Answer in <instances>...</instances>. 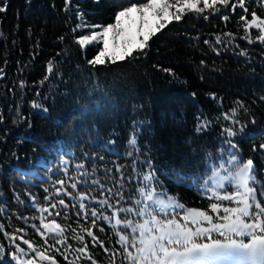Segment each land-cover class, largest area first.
<instances>
[{
    "label": "trees",
    "instance_id": "1",
    "mask_svg": "<svg viewBox=\"0 0 264 264\" xmlns=\"http://www.w3.org/2000/svg\"><path fill=\"white\" fill-rule=\"evenodd\" d=\"M145 1L71 0L69 11L66 0H8L6 13H0V193L6 197L0 208L8 209L0 212V246L9 256L15 249L4 233L19 237L22 230L24 239L36 251L51 255L55 264H133L126 257L129 252L135 256V249L118 241L121 236L131 241L132 228L148 217L137 216L135 201L143 197L129 182L135 175L132 162L137 156L151 160L163 191L188 208L210 209L214 200L197 186L232 152L241 162L252 159L256 178L264 183V150L259 147L264 144V42L257 39L264 32L254 26L246 28L240 20L244 16L251 21L253 11L264 19V0H245L247 12L205 9L201 14L184 9L181 20L166 23L150 37L146 49L134 50L132 57L116 62L106 59L102 65L89 64L101 45H79V37L91 29L73 32L81 24L79 17L89 26L108 25L124 7ZM33 103L47 112L33 108ZM234 108L239 124L233 126L222 117ZM201 120L211 123L197 134L194 129ZM135 121H142L143 127L134 128ZM229 126L235 137L221 135ZM137 131L139 153L128 158L132 151L128 141ZM227 140L238 151L229 152ZM136 167L137 171L147 168L139 163ZM72 183H77L76 189ZM109 189L132 203L116 205L117 198L109 197ZM81 195L89 214L92 209L108 216L116 208L133 211L118 212L110 224L98 221L93 226L79 210ZM106 197L115 208L97 203ZM257 198L264 206L259 188ZM60 199L66 208L59 205ZM40 208L48 211L41 213ZM41 215L44 223L56 220L63 235L48 234L40 223ZM117 219L121 220L118 226ZM129 223L131 227L125 228ZM32 224L45 235L32 229ZM87 229L103 247L93 244ZM79 235L84 236L83 242L76 239ZM17 243L29 251L19 239ZM85 244L91 261L78 256ZM20 259L49 264L31 252Z\"/></svg>",
    "mask_w": 264,
    "mask_h": 264
},
{
    "label": "snow or ice",
    "instance_id": "2",
    "mask_svg": "<svg viewBox=\"0 0 264 264\" xmlns=\"http://www.w3.org/2000/svg\"><path fill=\"white\" fill-rule=\"evenodd\" d=\"M70 3L71 0H66L65 7L69 11L68 5ZM177 3H181V0H177ZM183 3L189 10H195L197 13L201 14L205 9L210 10L212 13H220L222 9L227 10L229 8L233 11L237 8L242 9L244 12L248 11L247 7H245V0H237L236 3H230V0H203V7L200 8L197 7L195 2H189V0H183ZM7 5L8 0H0V13H6ZM173 7L174 5L169 3L168 0H147L146 3H141L139 5L133 3L131 6L124 7L122 10L118 11L114 17L115 22L103 26L100 32L95 31V29L101 26H89L83 21V16L81 15L79 17L81 24L77 25V27L73 29V32L78 30L82 31L84 28L91 27L92 32L90 37L87 35L79 37V45L81 46L102 39L103 47L99 49L98 54L92 60L88 61L89 64L102 65L105 63L102 57L109 56V38L112 44L111 60L116 62L125 59V57H132L134 50L146 49L150 37L163 29L170 19L180 21L183 9L177 8V13L174 14L170 11ZM251 17V21H246L244 16H241L240 20L245 23L246 28L254 26L256 29L264 32V19H261L255 11L251 13ZM152 18H157L155 24H153ZM203 18L205 20L208 19L207 16ZM222 19L227 21L229 17L222 16ZM216 39L219 43L220 37ZM245 39H247V37H245ZM257 39L264 42V34L259 35ZM61 40H63V37H61ZM205 44H208L207 40H205ZM239 54L246 55V53L243 52ZM201 63L203 64V61H201ZM48 70L49 72L53 70L51 61L48 64ZM2 71L3 70L0 69V73H2ZM164 71L169 70L165 69ZM47 79L48 77L46 76L45 80ZM20 87L23 89V82H21ZM261 99L264 100V97H261ZM31 106L44 113L47 112V109L42 108L39 103H33ZM240 107H243V105L241 104ZM17 111H19V109H17ZM236 111L237 110L234 108L222 118L231 120L233 126L239 124V121L235 118ZM2 119L3 117L0 116V121H2ZM197 119L199 120V117ZM210 123L211 122L208 120L199 121L194 129L195 132L200 134L202 130H206L210 126ZM137 124L143 127L142 121H135L133 127L135 128ZM243 128L244 126L241 125L240 130L243 131ZM139 134V131H137L128 141V147L132 149V151L127 153L128 158L139 153V145L136 138ZM221 135L225 137H235L237 133L233 131L232 126H229L223 129ZM226 142L229 145V152H232L233 149H237V146L233 144L231 140H227ZM253 147L255 150V146ZM259 147L264 150V144H261ZM241 159L242 158L238 156L236 152H232L228 163L235 167L237 171L235 173H229L223 179L234 181L237 191L235 196L225 195L221 197V200L231 202L236 199L237 204L242 206L223 208L224 214L218 216L219 222H214L213 217L206 212L195 209H185L184 205L176 202L173 197L167 196L166 192L163 191L162 182H160L155 175L151 160H140L139 156H137L132 162V171L135 175L129 177V182L137 186L134 191H137L139 195L143 197V199L135 201V205L138 209L137 216H148L149 220H145L142 224H138L136 228H132L133 238L131 241H128L124 236L119 238L118 242L121 245H128L136 251L135 256H132L131 252H129L126 258H130L133 264H218L223 258L243 254L245 256L243 264H264V219H261V217H264V206L257 201V188H259V195L264 197V183L258 181L256 178L257 169L253 160L248 159L247 161L241 162ZM137 163L142 166L146 165V170L137 171ZM119 167L120 166H117L118 171ZM123 175L124 173L121 172L122 177ZM58 183L63 185V181H59ZM92 183L99 184V181H92ZM154 185L159 186L161 190L157 191ZM124 187L125 185L121 183L120 188L124 189ZM220 187L225 188L223 184H221ZM71 188L76 189L77 183H72ZM101 189L103 190L102 185ZM59 191L60 189H57V192ZM108 192L109 197L117 198L116 205H119L121 202L132 203L130 199L125 201L124 195L119 192L113 193L110 189ZM66 194L70 195V193ZM15 198L19 199V197ZM84 200L85 197L81 195L79 197V210L84 212L85 220L91 219L93 226H95L98 221L110 224L112 218L116 216L118 212L128 214L133 211V208L128 207L116 208V211L112 212V216H108L98 214L95 209H92L89 214L86 210ZM4 201H6V197L0 193V202ZM97 203L108 209L116 207L109 203L108 197L98 200ZM32 204L33 206L36 205L34 197H32ZM59 205L65 208L67 207L64 199L59 200ZM140 205H144V207L141 208ZM50 207L53 210L56 209L55 204H51ZM170 209L171 212L169 211ZM177 209L185 213L183 217L184 223L176 219L178 215ZM7 211V208H0V212ZM39 211L45 213L48 209L40 208ZM211 211L219 213V204L212 203ZM60 214L59 211L56 212L57 216H60ZM165 214L172 216L171 219H167L166 223L157 219L158 216H164ZM79 215L80 211L77 212V216ZM26 220L27 218H25V222ZM189 221L192 226H189ZM203 222H206L208 227L202 226ZM40 223L43 225V228L47 230L48 234L63 235L64 230L61 229L56 220L53 219L48 223H44V217L41 215ZM120 224L121 220L117 219L115 225L118 226ZM149 225L152 226L149 227ZM124 227H131V223L125 224ZM0 228H2V226H0ZM31 228L40 232V235H45L36 224H32ZM137 228L139 229L138 242L135 236ZM103 230V228H100V231ZM257 231H259L261 235H257ZM214 232L217 233L219 237H222V239H214L212 236ZM4 235L15 250L9 256L7 250L0 246V264H35L33 259H20V257L28 256L29 252L39 257L41 261H48L49 264H55L51 255H45L44 252L36 251L33 245L28 240L24 239L22 230L19 237L15 234L9 236L7 233H4ZM86 235L91 237L94 245L99 244L103 247V242L99 240L90 229L86 230ZM242 237H250V242L245 243L243 239H238ZM205 238L208 242H197ZM17 239L27 247L29 250L28 252L20 247V244L17 243ZM76 239L79 242H83L84 236L79 235ZM45 243H47V240ZM64 243V241H57V244L62 245ZM67 247L70 248L71 246L68 245ZM87 247V244H85L83 247L79 248L78 256L91 261V256L87 252ZM55 251L61 253L60 247H56ZM104 251L107 252V248H105ZM64 258L68 260L67 255H65ZM69 264H72V262L70 261Z\"/></svg>",
    "mask_w": 264,
    "mask_h": 264
},
{
    "label": "rangeland",
    "instance_id": "3",
    "mask_svg": "<svg viewBox=\"0 0 264 264\" xmlns=\"http://www.w3.org/2000/svg\"><path fill=\"white\" fill-rule=\"evenodd\" d=\"M146 2L147 1H145L143 3H146ZM168 2L174 5V7L172 9H170V11L172 13H174V14L177 13V8H182L183 10L184 9H188L184 5L183 0H181V3H179V4L177 3V0H168ZM189 2H195L197 4V7L200 4L203 5V0H189ZM139 4H141V3H138L137 5H139ZM170 20H172V19H170ZM152 22H153V24H155L157 22V18H152ZM103 26H107V25H101V27L100 28H96L95 31L100 32L102 30ZM91 32H92V29H90V31L85 32L81 36L87 35V36L90 37L91 36ZM97 42L100 43L101 48H102L103 47L102 39H100L98 41H95V42H90V43H97ZM111 50H112V44H111V39L109 38V56L102 57V59L111 60ZM230 156L231 155H229L227 157H223L216 166H213L210 175L206 176L205 180L197 186V188L202 193H204L205 195L211 197L214 200L213 203H221V204H219V206H220L219 213L212 212L211 211V205H210V209L209 210H202V209H198V208H187V207L184 206L185 209H195V210H198V211H204L208 215H211L213 217L214 222H219L218 216H222L224 214L223 213V208H225V207H241L242 206V205L237 204L236 199H234V202L222 201L221 200V197H223L225 195H233V196H235V193L237 191V189L235 188V182L234 181L223 179L229 173H235L237 171V169L235 167H233L231 164L228 163ZM221 184H223L225 186L226 190H225V188H221L220 187ZM230 188L235 189V191H231ZM257 201H258V198H257ZM169 211H171V209ZM176 211L178 213V215L176 216V219L180 220L181 223H184L183 217H184L185 213L180 211L179 209H177ZM171 218H172V216L168 215V214H165L164 216H158L157 217V219H159V220H161V222H165V223H166L167 219H171ZM261 219H263V217H261ZM145 220H149V217H147ZM138 224H140V223H138ZM151 226L152 225H149V227H151ZM189 226H192L190 221H189ZM202 226L208 227V224L206 222H203ZM137 230L139 231L138 228H137ZM256 234L257 235H261V233L259 231H257ZM212 236H213L214 239H222V237H219L218 234L215 233V232L212 233ZM136 238L139 239V235H137ZM238 239H243V241L245 243H249L250 242V237H242V238H238ZM197 242H208V241L205 238V239H202V240H198ZM244 260H245V256L243 254H240V255H235V256H230V257L223 258L222 260H220L218 262V264H243Z\"/></svg>",
    "mask_w": 264,
    "mask_h": 264
}]
</instances>
